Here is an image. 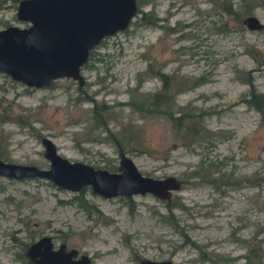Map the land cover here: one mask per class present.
Returning <instances> with one entry per match:
<instances>
[{
    "label": "rangeland",
    "instance_id": "rangeland-1",
    "mask_svg": "<svg viewBox=\"0 0 264 264\" xmlns=\"http://www.w3.org/2000/svg\"><path fill=\"white\" fill-rule=\"evenodd\" d=\"M226 1L234 10L243 4ZM244 1L253 6L248 15L264 24V0ZM138 6L159 26L139 23L136 14L101 39L80 68L81 87L59 78L29 88L0 73V159L45 168L40 139L47 137L69 161L109 172L117 170L121 150L141 174L174 176L179 189L168 201L147 193L103 198L87 186L73 193L44 179L0 176V264H29L24 250L42 235L53 247L64 243L86 254L89 264H244L257 239L264 247V181L257 179L264 176V115L243 102L248 74L264 93V29H246L243 16L207 0H138ZM15 9L0 10V29L27 26ZM147 63L172 76L169 110L200 114L203 138L184 144L165 115L145 113L146 93L161 85L145 72ZM197 76L203 77L197 86L178 82ZM137 97L142 111L134 109ZM209 163L246 181L215 190L189 177Z\"/></svg>",
    "mask_w": 264,
    "mask_h": 264
},
{
    "label": "water",
    "instance_id": "water-1",
    "mask_svg": "<svg viewBox=\"0 0 264 264\" xmlns=\"http://www.w3.org/2000/svg\"><path fill=\"white\" fill-rule=\"evenodd\" d=\"M135 0H18L14 16L25 27L8 25L0 29V73L29 88L47 87L51 81L69 78L80 86L79 67L88 52L106 36L123 30L136 12ZM241 23L248 30L264 24L254 15ZM45 168L0 159V176L13 179H44L56 188L78 192L89 187L103 198L150 194L168 199L180 182L174 176L153 178L141 174L132 161L118 150L117 170L109 172L91 165L69 161L59 155L47 137L40 139ZM64 243L53 247L49 235L31 241L24 255L29 264H89L81 253ZM138 264H172L170 260L142 259Z\"/></svg>",
    "mask_w": 264,
    "mask_h": 264
},
{
    "label": "trees",
    "instance_id": "trees-1",
    "mask_svg": "<svg viewBox=\"0 0 264 264\" xmlns=\"http://www.w3.org/2000/svg\"><path fill=\"white\" fill-rule=\"evenodd\" d=\"M17 1L18 0H0V10L6 7H12L14 9ZM207 1H210L214 6H216L220 12L225 13L227 15H233L237 19H240L242 16L244 17V15L247 16L250 13V11L253 9L252 8L253 6H250L251 1L242 0L243 4H241V8L239 10L232 9L231 7L232 4L230 2H227L226 0H207ZM135 2L137 9L134 16L136 14H139L137 18L139 23L158 27L159 26L157 24L158 19L154 15H151L149 12L141 11L138 6V0H135ZM5 3H9V4L5 5ZM224 24L225 23L221 24V26H223ZM221 26L219 28H222ZM261 29H264V27H262ZM247 53L250 54L249 51ZM91 56H92V52L90 50L87 59L90 58ZM145 69H146L145 71L146 73L151 72V76L158 78L161 82L160 88L157 91L152 93H146V99L149 101L148 104L149 107L146 108L145 113H147V111L148 112L150 111L149 113H153L157 111L162 115H165L173 131L176 134L181 135L180 136L181 138H185L184 144H190L194 141L200 140V138H203V133H205L204 132L205 129L201 127L200 114L194 113L193 116H191L189 113H187L184 115V113L180 111L181 107H178L177 110L175 111L176 115H173V113L170 112L169 108L172 102V94L170 95L167 90L170 87L172 76L169 74L162 73L159 69H152L151 63H147ZM202 80H203L202 76H197L194 77L191 81L190 78H187L184 79V82L183 79L182 80L179 79L178 82L179 83L182 82L185 86L190 87V86L199 85L200 83L203 82ZM243 82L248 87V91L243 99V102L249 105L250 107H252L254 110H256L262 117L264 115V93H260L256 91L252 82V76H250L249 74L243 79ZM141 99L142 98L140 97L134 99L135 104L133 106L135 108L134 107L133 108L137 111L143 110ZM208 166H209L208 169H205L202 172L200 171L191 172L189 177L197 178L199 180H205V182L211 184L215 190H218L219 186H225L227 184L235 185L238 183V181L239 182L246 181L245 178L237 179V178H231V176L228 174L223 175L222 172H219L218 170L212 168V166H214L213 163H209ZM214 173H216V176L213 175ZM257 179L264 181V176H258ZM77 201L78 202L81 201L80 196L77 198ZM86 208H87V204H86ZM261 244H262L261 240L257 239L256 246L255 247L250 246L247 249L246 253L243 254L244 264H264V261H262L264 257V247H262Z\"/></svg>",
    "mask_w": 264,
    "mask_h": 264
},
{
    "label": "flooded vegetation",
    "instance_id": "flooded-vegetation-1",
    "mask_svg": "<svg viewBox=\"0 0 264 264\" xmlns=\"http://www.w3.org/2000/svg\"><path fill=\"white\" fill-rule=\"evenodd\" d=\"M88 53H89V52H88ZM87 57H88V56H87ZM86 60H87V59H86ZM84 63H85V62H84ZM84 63H83V64H84ZM83 64H82V65H83ZM82 65H81V66H82ZM81 66L79 67V74H80V68H81ZM80 75H81V74H80ZM82 79H83V77H82ZM51 82H52V81H51ZM83 82H84V79H83ZM83 82L81 83L80 86H78V85H77V86H78V87H81L82 84H83ZM49 85H50V84H49ZM176 179H177V178H176ZM177 180H178V179H177ZM178 181H179V180H178ZM179 182H180V181H179ZM176 191H177V190H176ZM171 192H173V191H172V190H169V194H170V195H169V198H168V199H164V200L168 201V200L170 199V197H171ZM58 244H59V243H58ZM65 247H66V245H65ZM66 249H68V248L66 247ZM24 251H25V250H24ZM77 252H78V251H77ZM80 254H81V253H80ZM80 254H76L75 258L78 257Z\"/></svg>",
    "mask_w": 264,
    "mask_h": 264
}]
</instances>
